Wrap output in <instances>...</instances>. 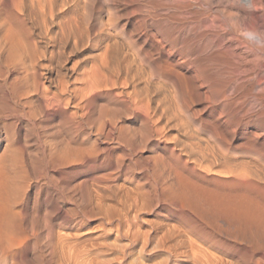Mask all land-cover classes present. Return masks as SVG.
Instances as JSON below:
<instances>
[{
	"label": "rangeland",
	"instance_id": "obj_1",
	"mask_svg": "<svg viewBox=\"0 0 264 264\" xmlns=\"http://www.w3.org/2000/svg\"><path fill=\"white\" fill-rule=\"evenodd\" d=\"M20 1L24 2L25 4ZM20 1L19 3L18 0L16 2L15 0H0V214L2 215H0V219L3 218L1 219L2 221L0 220V223L2 222V224H4L3 227L7 230V235H14L19 237L20 239L19 244L16 246V248H14L15 251L13 253V257H15L16 259L13 258L12 255L8 258V260L11 259V262L13 261L10 264H264V49L262 48V51L260 49L261 47H264V0H219V3H217L218 0H215V2L212 0H194L197 3H193V0H186L192 2L193 5L191 8L187 9V11L179 10V8L175 5L177 4L178 0H173L175 1V3L172 0H164V2L163 0H151V2H149L150 0H147V2L144 0L146 4L143 0H140V2L138 0V2L136 0L135 2L134 0H78L79 2L82 1L80 3L78 2L80 6L76 7L75 9L73 8V13L74 10L77 12V14L75 12L76 15L74 14V16H78V18L75 17V19L77 18V22L73 23V20L70 25L72 26L73 24H76L78 27L80 21L81 29H84L83 36H81L80 38L83 37L82 39H84V41L82 39H79L76 50L74 52H71L70 54L69 51L72 43L69 42L67 44L69 47H67L66 45V50L64 49L63 52L64 58L61 56L62 54H60V50L56 49V44L48 39V32L46 28H48L49 26L46 27L43 22L40 23L41 18L39 17H41V14L40 11L36 9L38 8V3L34 2L42 0ZM179 1L181 3L182 0ZM184 1L185 0H183L182 2L183 4L186 2ZM28 2L29 4L32 3L30 7L28 6ZM50 2L54 1L50 0ZM61 2H66V0H58V2L55 3V5H58V7L55 6L56 8H59L58 10H61ZM153 2L156 4H158L159 2L160 4L156 6ZM166 2L172 3L173 6L170 5V3L168 4V6H165L167 5L165 4ZM209 2H214V4ZM228 2L231 4H229ZM13 3L18 4L14 5ZM83 3L86 4L83 5ZM252 3L259 6L253 7ZM259 3L262 4L260 5ZM26 4V7H28L29 9L31 8L32 10L30 9L29 11L28 8L27 10L25 7ZM71 4L72 3L69 1L68 4L65 3L66 6H64V4L62 6L66 10V8H68ZM16 5L18 6V8L21 7V9H18V11H16ZM218 5H221L222 7H219ZM208 6H211L212 8ZM63 7H61L62 10ZM224 7L227 10H225ZM209 8L211 9V11H209ZM214 8L216 14L213 13ZM235 8L237 10H235ZM35 9L38 11V13L37 11H35ZM76 9H80V12H78V10ZM157 9H159V12ZM173 9L175 11L177 9L176 12L177 15L179 14L178 16H180L181 14L180 19L179 17H177L175 11L171 12ZM216 9L220 10L217 11ZM249 9L251 12L249 11ZM23 10L25 11V13ZM151 10L155 12L153 13ZM27 11H29L30 13H26ZM169 11L171 13H169ZM180 11H182L183 13H181ZM192 11L195 12V15L196 13H198L196 16L194 15L195 18L191 15L193 13ZM227 11L230 13L229 17L231 18L224 16L228 14ZM234 11L238 15H236L237 18L235 17L236 13ZM245 11L247 13H245ZM113 12L115 15L113 14ZM135 12H137L138 14ZM231 12H233V14H231ZM186 13H191L190 17L187 16ZM220 13H222L223 15H220ZM28 14L31 16V18H29L30 16ZM110 14L112 17L110 16ZM199 14H201V16ZM250 14L252 16H250ZM37 15H39V17ZM171 15H176L177 18H174L175 21L172 20L173 18L171 17ZM182 15L183 17L186 16V18H182ZM5 16L7 17L5 18ZM113 16H117L115 17L116 21ZM137 16L138 18H136ZM169 16L171 17V19ZM35 17L38 24L36 21L32 20V18L34 19ZM156 17L158 19H156ZM253 17L255 18V20ZM108 18L109 22H107ZM110 18H112V21ZM225 18H228V20ZM82 19H84L85 21H83ZM198 19H201L203 23H196ZM163 20H166V22ZM206 20L208 22L210 20V24H208L209 27L206 26L208 23ZM219 20L223 22L219 23ZM232 20H234L235 23H238L237 25L240 24V28L236 27L235 24L232 26V23L234 22ZM242 20H246L248 22ZM6 21L7 23H5ZM23 21H26L24 22L26 25H22ZM123 21L126 23H124ZM226 21H228L229 26L224 24L226 25V27H224L223 23H226ZM250 21H252L255 25ZM137 22H139L140 24ZM229 22L231 23L229 24ZM10 23H12L13 26ZM39 23L41 26L39 25ZM214 23L216 25L215 27H212V24L214 26ZM251 23L252 25H250ZM33 24H35L36 26ZM115 24L116 26H114ZM198 24L200 28L198 27ZM242 24L247 27L245 28ZM217 25L221 29L219 28V30L216 31V29H218ZM24 26H27V29ZM53 26L54 25H50V30H57V27ZM74 26L75 25H73L72 28ZM82 26H86L87 28H85L88 30H86ZM186 26L187 28H189V30L186 29ZM234 26L236 27L235 29ZM6 27L8 29L10 27L12 31L13 29H18L15 30V33L9 30V32H12L14 34L13 35L12 33H7ZM230 27L234 30H232ZM119 28L120 30H118ZM238 28L240 31L243 30V32L241 33L240 31H238ZM241 28L243 29L241 30ZM165 29L168 30L165 31ZM244 29H247L248 31H245ZM194 30L196 32L198 30L199 31L194 35ZM210 30L211 33L209 32ZM254 30L256 31L254 32ZM118 31L122 32L118 33ZM127 31L129 32V36ZM133 31L135 33H133ZM200 32L201 34H199ZM85 33H88L89 35H86ZM99 33L100 35H98ZM121 33H125V39L124 35ZM16 34L18 35V38L16 37ZM4 35L6 37H10H7L8 40L6 43L5 41L7 38L4 39ZM205 35L207 37L209 36L208 39L206 38L207 42H203L205 39L201 38H205ZM31 36L33 39L31 38ZM114 36L117 38H115ZM240 36H242L245 41ZM15 38L20 39V42L19 40L17 41V43L15 42L17 45L13 42L16 41ZM129 38L132 39L131 42ZM11 39L13 41L10 42ZM127 39L128 41L125 42ZM199 39L202 40L199 41ZM237 39L239 43L238 45ZM32 40H35L37 42L34 43L36 45V49L35 47H33L34 44ZM113 40L114 42L118 40V43L115 42V45H111L113 43ZM141 40H143L144 43ZM197 40L199 42H197ZM239 40L242 42H239ZM133 41L134 44H132ZM211 41L213 42L211 44L212 46L209 45ZM9 42L12 47L13 45H16L15 49L13 48L12 50L10 48L13 52H9V50H6V47L9 46L7 43ZM202 42L205 43L203 44L205 48H203ZM240 43L243 44L240 45ZM245 43H247V46L249 48L252 46V43V49L255 48L253 50L257 55L254 54V51L251 48L250 50L248 47H246L244 45ZM51 44H53L54 46ZM130 44L131 47L129 49V47L127 46H130ZM109 45L113 48H116L117 45L120 46L119 48L117 46L116 50L113 48L110 49ZM133 45L135 46V49ZM159 45H161V47ZM122 46H124L123 48L128 51L124 49L122 50ZM17 47L19 49V53H15V51L18 52V50H16ZM97 47L100 48L98 49ZM104 48L106 49V51L108 50L107 53H105L106 51L104 50ZM153 49H155V51H157L158 53ZM204 49L206 50L204 51ZM35 50L37 52H34ZM41 50L43 52H40L42 56L39 54V51ZM130 50H132V52L133 50H136L137 52L139 51L138 53H136L135 51L136 55L134 54L135 57L133 56V59L140 61L141 64L145 61V64H142L140 66V63L135 60V64L132 62L134 64H132V68H142L140 71L142 74L140 75L142 77L141 79H143V82L141 83L142 80L139 81L140 83L136 81V86L137 88H139L143 83L145 86H147L145 87L144 85H142L145 87H143L145 89V92L147 91V93H149V97L147 96L145 98V100H148V98H150L148 100V104L150 105L145 102V107L147 105V110H149L148 106H150L149 111L144 108L145 111L141 110L139 112L138 109L134 110L131 104L130 106L134 110V112L131 110V108L127 111L123 108V100L127 98L125 92H128L130 90L132 83H128L126 84V86L124 84L122 86L118 84L117 87H113L111 90H108V92H106L107 89L99 88V91L95 90L96 93H94L93 91L92 93L88 94L89 97H82V99L84 100H82L81 98H79V100L78 96L74 98L73 93L69 89H71L70 87L73 88L75 87V85H79V81L76 80L75 82L74 79H76L78 76V78L82 77V74L80 75V73H83L84 69L90 70L91 68L95 69L98 67L105 69L107 65H104L103 63L107 64L106 62L109 61L108 66H110L114 62V59H116L115 62L121 58H123V60L127 59L129 55L132 56L134 53H132ZM142 50L144 52H142ZM220 50L222 51V54ZM215 51H218L217 55L215 54ZM101 52H103L104 54H102ZM145 52H147V55H145ZM10 53H14L16 54V56L13 57L14 54L11 55ZM20 53L22 54V57L20 56ZM52 53H55V55H53ZM57 53L60 54L59 57L56 56ZM113 53H115L117 57ZM94 54L97 57H94ZM252 54L256 55L260 61H258V59H256L257 57L253 56ZM260 54H263V56H261ZM35 55L37 59L34 58ZM190 55L191 57L189 58ZM224 55L226 56V58H224ZM46 56L48 57V59L50 58L53 61L48 60ZM54 56L59 58V61ZM130 56L128 57V59H130ZM31 57H33V59ZM113 57L115 58L113 59ZM148 57L149 59H147ZM260 57L263 60L260 59ZM9 58L12 59V62ZM132 58L130 59V61H133ZM219 58H223L224 60L222 59L221 61V59ZM251 58H255L253 62ZM162 59H164V62L162 61ZM30 60H32L33 62ZM156 60L160 63L157 64ZM255 60H257V62ZM60 61H63L64 63H61ZM236 61H239L238 65ZM249 62H252V64H250ZM220 63L221 65H219ZM256 63L259 65H257ZM8 64L13 65L9 66ZM101 64H103V66ZM144 65H148V67ZM227 65L231 67L229 68L227 67ZM92 66H95V68ZM163 66L164 68L166 66L168 68L166 67L164 70ZM25 67L28 69H26ZM152 67L153 69H151ZM14 68L16 70H12ZM154 68H157L158 71ZM145 69L148 73V69H150L152 73H156L153 75L149 74L148 77L147 72L144 71ZM60 72H65L62 80H66V78L68 79L66 80L67 82H65L67 83V88L69 89L62 95L63 100L66 98L68 99L64 100L65 102L63 101V104L59 105L60 107H56L53 104H48L44 108V111L46 109V112H43V109H41L38 105L40 101L43 102V100L41 99L43 96L40 97V95L45 94L43 98L45 99L54 90H59L56 88H59L58 84H60V80H58V78H60ZM171 73L173 74L171 75ZM174 73H177L179 75H175ZM76 74H78V76ZM167 74H170V76L167 77ZM15 76H19L21 83H28L27 85L31 89L40 81L41 83H38V86L40 85L38 91H40L39 89H41V87H46L48 88V93L45 90L43 91L41 89V94L39 93L37 95L33 94L31 96V93H28L27 91L28 95H25L27 93H24V95L22 96L20 95V93H22L21 90L17 94V92H15L9 84L11 79ZM176 77L180 80H175ZM56 78L58 80V83L57 80H55ZM150 78H152V80ZM157 78H159L160 80H155ZM232 78H234V81L232 80ZM184 79L185 82L183 81ZM145 80L148 81V83H146ZM166 80L168 81L166 82ZM169 81L171 82L172 87L170 86ZM154 82L157 85L154 84ZM175 82L178 83V86ZM182 82L184 84H187L184 85ZM191 82L193 84H190ZM161 83L165 84H163L164 88H162ZM243 83L244 85L242 86ZM31 84H33V86H31ZM186 85H188V87H186L187 89L185 88ZM189 86L193 87L191 88ZM160 87L162 88V90H160ZM146 88H148V90H150L151 88L154 94L151 92V90L148 91ZM188 88H191V91H189V93L192 94V96L187 93ZM193 88L195 89V91H193ZM242 88L244 89V91L241 90ZM103 89L105 90V92ZM236 89H238V91ZM245 89L247 90L246 93ZM112 90H116L115 92L119 91V93L115 95V93H113L114 91L112 92ZM138 90H141V88H139ZM177 90L178 92H176ZM145 92L142 94L145 95ZM181 92H183V94ZM195 92L198 94H196ZM239 93L242 95H240ZM247 93H249V95ZM118 94L123 95L119 96ZM158 94L159 96H157ZM222 94L223 99L221 98ZM161 95L164 96L162 98L165 99L164 102L165 104L167 103V105H164V103L162 102L163 99H161ZM202 95L204 97H206L207 95V99ZM239 95L242 97L240 98ZM168 96L169 98H167ZM211 97H214L215 99ZM209 98H211L210 100L212 102L209 100ZM30 99H32V101ZM201 99L203 101H201ZM224 99L227 100L225 101ZM106 101L108 102V104ZM152 101H154L153 104ZM156 101H158L159 103H156ZM234 101L235 104L233 105ZM161 102L163 104L159 105V109L158 104H160ZM182 102H184L187 107L190 106V108H187L185 104L183 105ZM80 104H82V106ZM110 104L114 106L112 107L110 106ZM154 104H157L156 106L158 107V109L156 106L154 107ZM237 105L240 109L237 107ZM48 106L49 108H47ZM167 106L169 108H167ZM220 106L223 109L220 108ZM161 107H164V109L167 108L168 111L170 109V114L167 109H165L164 111V109H162ZM104 109H106V111H104ZM115 109H118L117 111L120 112V114L119 112H117L119 115V120L118 115L115 113ZM188 109L191 110L188 111ZM39 110H41L42 114L39 113ZM120 110H123L127 115ZM242 110L245 113H243ZM146 111L147 114L149 113V116H151L150 120H152L153 122L155 121V123L158 122L155 127H162L163 130L162 128H160V131H155V133L157 134H155L154 132L149 133V131H145V126L142 122L146 118ZM185 111H188V113H186ZM163 112H165L164 116H170L172 114V118L169 116H165L167 117L166 120L169 118L172 120L170 121L169 119V121H165L164 116L162 115ZM173 112L175 114H173ZM190 112L192 113V115ZM30 113L32 114V116ZM113 113H115L116 115H113ZM121 113L123 115H121ZM217 113L219 115H217ZM176 114H178L179 118H177ZM156 116L158 117L157 121L155 119L157 118ZM175 118L176 120H174ZM177 119L179 120L177 121ZM104 120L107 121L105 122ZM161 121L166 124L163 125ZM175 121L176 123L178 122V125L176 126ZM209 121L211 122L209 123ZM159 122H161V124ZM7 123L8 125L6 126ZM173 124L174 126L170 127V125ZM112 125L113 127L111 128ZM122 125H126L124 130L122 128ZM212 125L214 127H212ZM187 126H189V129L191 130H188ZM203 126L205 129H203ZM210 127L212 130L210 129ZM106 129H110L111 134L109 131L108 133ZM125 129H129L132 133L133 131L135 132L133 134L129 133V137L128 131ZM140 130L145 133L140 134ZM182 130L186 133L187 131L190 132L186 134L183 133ZM122 131L123 133H125V131L127 132L123 134ZM194 132L202 137H197L195 135L196 133ZM160 133L161 136L163 135V138L160 137ZM208 133L211 134L209 135ZM150 134L151 136H154V138L150 137ZM189 134L191 136L194 134V137H191V140ZM155 135H158V137ZM185 135L188 139L185 137ZM206 135L209 138H211L212 136L214 138H212V141L207 138V140L209 141L208 142L205 139L207 137ZM115 136L116 141H113L115 139ZM125 136L128 138H126ZM175 136H177L178 138H175L174 141ZM215 136L217 138H215ZM222 136H224L225 139L226 137H229L230 139L227 138L228 141H226ZM124 137L126 139V143H124ZM138 137L142 138L138 139ZM144 138L147 140L146 142H144ZM194 138H196L197 140H194ZM140 139L141 141L143 140V142L139 141ZM183 139L185 144L183 143ZM198 139L203 140H201V144L203 142L202 145L200 144V140ZM120 140L123 141V144L125 145H122V142ZM214 140L216 141L214 142ZM132 141L133 143L135 142L134 144H137L139 147L132 144ZM137 141L143 144L141 145L140 143L139 145ZM181 141L184 145L183 147ZM194 141H196V143ZM197 141L200 144V147L198 146L199 144L197 143ZM219 141L223 144H218L221 146H218L219 150L224 148L221 153L215 145V143L217 144L219 143ZM210 142L214 143L210 144ZM175 143H179L178 145L181 146H178ZM186 143L188 144V146H185ZM189 145L190 147L193 146V151H191ZM209 145H212V147H210ZM213 145L214 147H216V149L213 147ZM134 146L135 148H133ZM152 146L156 151L152 148ZM186 147L192 152L191 155H188L189 150L187 149L186 151ZM195 147L200 149L198 150L200 153L194 152V150L196 149L193 148ZM211 148H214L213 151L210 150ZM183 149H185V152ZM201 150L204 151L202 152ZM215 150H218V152ZM82 151L83 153L80 154ZM207 151L209 153L212 152L211 155L208 154ZM193 152L197 154L194 155ZM205 152L207 157L204 154ZM222 153H224L225 155ZM213 154H217V157L215 156V158H218L216 159V163L215 158H213ZM231 154H234V156H232ZM155 155H157L156 157L161 156L162 158L160 157L157 158L159 160H156ZM237 155L242 156L237 157ZM203 156L208 159V162L206 158H203ZM152 157L155 159H151ZM222 157H224V160H221L223 159ZM196 158H198V160ZM227 159L228 161H230L229 163L231 168L227 167L229 165ZM230 159L232 160V165ZM162 160L163 162H161ZM210 160L212 161V166L209 165V167L208 164H211ZM234 161L237 163H234ZM155 162L157 163L155 164ZM241 162L243 165L245 164V166H241V168L244 167V170L246 171V173L245 171H242L244 172L243 175H239L241 170L237 169V165L239 168ZM218 163H224L227 168L224 164L223 166L229 170L233 168L232 170L234 171V169L236 168L238 171L236 170L234 171V173H237L239 171L240 172L237 174H233V172H231L232 170H230L229 173L228 170H226V173L224 172L225 169L223 171V166L219 165ZM163 165L167 166L168 169L166 168L164 170ZM170 165L171 167H169ZM233 165L235 166V168ZM212 167L215 168L213 169ZM170 168L174 169H172V171H176V175L179 179L178 181L177 176L173 174ZM167 170H169L170 172ZM169 173L170 175L172 173V175L170 176ZM165 174H168L167 176H169L170 179L167 178V180ZM162 178L164 180H162ZM169 180H176L178 183L174 181V183L176 184L172 185L173 182L171 183L169 182ZM162 181L164 183H162ZM165 181L171 183L172 187H175V185L178 186L179 189H170L172 188L171 185L168 184L170 185L168 186L167 182ZM165 184L167 185V187ZM179 184L180 186H184L183 188H186L185 197L188 196V198L184 199L179 197L184 196L183 189V195H181L182 187H180ZM238 184L240 185V187ZM164 187H166V189L168 187L170 188H168L169 190H166L164 189ZM170 190L172 191V193ZM175 191H177V197L173 194ZM192 196L195 198V202L193 203L191 202V200H193ZM190 197L191 199H189ZM187 199H189L188 201L190 202H188ZM5 223H7V225H5ZM60 239L64 240L65 242V246L63 247V254H61L62 252L60 251V245H58L57 250H54L55 252L53 255L48 253L46 250L48 249V245H46L48 240H52L55 243ZM191 245L193 246L191 247ZM17 254H19L20 256ZM40 255L44 256L42 257Z\"/></svg>",
	"mask_w": 264,
	"mask_h": 264
},
{
	"label": "bare ground",
	"instance_id": "obj_2",
	"mask_svg": "<svg viewBox=\"0 0 264 264\" xmlns=\"http://www.w3.org/2000/svg\"><path fill=\"white\" fill-rule=\"evenodd\" d=\"M9 1H11V0H9ZM16 1H17V0H15V2H16ZM19 1H20V0H18V2H19ZM34 1H35V0H34ZM36 1H37V0H36ZM53 1H54V2H50V0H49V1H48V0H46V1H45V0H42V1L34 2V3H38V8H39V9H38V8H36V9H37L38 11H40V14H41V15H40L41 17H39V15H37L39 18H41V22H40V21H39V22H40V23L43 22V24H44L46 27L49 26L48 28H46V29H47V32H48V39H49L51 42H53V43L56 44V49H59V50H60L61 53H60V52H59V53L62 54L61 56L63 57V55H64V54H63L64 49H65L66 45H67L69 42L72 43V44H71L72 46H71L70 51H69V54H70L71 52H74V51L76 50V48H77V43H78L79 39H82V38H83V37L80 38L81 36H83V30H84V29H83V30L81 29L80 21H79V25H80V27H79V25H78V27H77L76 24H73V23H76V22H77V18H78V16H74V14H75L76 11L74 10V13H73V8L75 9L76 7L80 6L79 3L82 2V1L79 2L78 0H69L72 4L69 5V7L66 8V10L64 9V7H63L62 5L64 4V6H66L65 3L68 4V3H69L68 0H66V2H61V3H60V9H61V10H58L59 8H56V7H55V6L58 7L57 4L55 5V3L58 2V0H53ZM63 1H64V0H63ZM131 1H132V0H131ZM136 1H137V0H136ZM138 1L140 2V0H138ZM138 1H137V2H138ZM143 1H144V0H143ZM145 1L147 2V0H145ZM145 1H144V3H145ZM152 1H153V0H152ZM160 1H161V0H160ZM160 1H159V2H160ZM165 1H166V0H165ZM167 1H168V0H167ZM172 1H173V0H172ZM172 1H170V2H172ZM175 1H177V0H175ZM175 1H173V2L175 3ZM178 1H179V0H178ZM178 1H177V4L180 3V1H179V3H178ZM185 1H186V0H185ZM185 1H184V2H185ZM196 1H197V0H196ZM196 1L193 0V3H194V2L197 3ZM202 1H203V0H202ZM204 1H205V0H204ZM206 1H207V0H206ZM212 1L215 2V0H212ZM216 1H217V0H216ZM20 2H22V1H20ZM20 2H19V3H20ZM26 2H27V1H26ZM46 2H48V3H46ZM78 2H79V3H78ZM127 2H128V1H127ZM127 2H126V3H127ZM134 2H135V0H134ZM149 2H151V0H150ZM149 2H148V3H149ZM155 2H156V1H155ZM159 2H158V4L161 3V2H160V3H159ZM163 2H164V0H163ZM170 2H169V3H170ZM182 2H183V0L181 1V3H180L179 5L175 4V5L179 8V10H182V11H185V10H186V11H187V9H189V8H191V7L193 6V5H192V2H190V1H186L184 4H183ZM200 2H201V1H200ZM214 2H213V3H212V2H209V3L214 4ZM253 2H255V1H253ZM6 3H7V2H6ZM11 3H12V2H11ZM22 3L25 4L24 2H22ZM153 3H154V2H153ZM156 3H157V2H156ZM156 3H154V4L157 6L158 4H156ZM169 3L166 2L165 4H167V5H165V6H168ZM217 3H219V0L217 1ZM217 3H216V5H217ZM222 3H223V2H222ZM225 3H226V2H225ZM228 3H229V2H228ZM262 3H263V2H262ZM262 3H261V4H262ZM13 4H14V3H13ZM15 4H18V3H15ZM15 4H14V5H15ZM28 4H29V2H28ZM31 4H32V3H31ZM31 4H29L28 6L30 7ZM81 4H82V3H81ZM85 4H86V3H83V5H85ZM102 4H103V3H102ZM124 4H125V3H124ZM145 4H146V3H145ZM199 4H201V3H199ZM199 4H198V5H199ZM203 4H204V3H203ZM226 4H227V3H226ZM229 4H231V3H229ZM235 4H237V3H235ZM252 4H253V3H252ZM259 4H260V3H259ZM261 4H260V5H261ZM20 5H21V4H20ZM100 5H101V4H100ZM127 5H128V4H127ZM141 5H142V4H141ZM170 5L173 6L172 3H170ZM205 5H206V4H205ZM207 5H208V4H207ZM223 5H224V4H223ZM254 5H256V4H253L252 6H253V7H258V6H259V5H256V6H254ZM16 6H17V5H16ZM16 6H13V7H16ZM22 6H23V5H22ZM26 6H27V4L25 5V7H26ZM34 6H35V5H34ZM34 6H33V8H34ZM39 6H40V7H39ZM67 6H68V5H67ZM72 6H73V7H72ZM152 6H153V5H152ZM176 6H174V7H176ZM212 6H214V5H212ZM218 6H219V5H218ZM220 6H221V5H220ZM220 6H219V7H220ZM224 6H225V5H224ZM8 7H9V6H8ZM13 7H12V8H13ZM23 7H24V6H23ZM35 7H36V6H35ZM54 7H55V8H54ZM61 7H63V10H62ZM84 7H85V6H84ZM150 7H151V6H150ZM154 7H155V6H154ZM169 7H170V6H169ZM169 7H167V8H169ZM203 7H204V5H203ZM208 7H211V6H208ZM216 7H217V6H216ZM221 7H222V6H221ZM6 8H7V7H6ZM16 8H17L16 11H18V9H19V10L21 9V7L18 8V6H17ZM27 8H28V7H26V9H27ZM114 8H115V7H114ZM140 8H142V7H140ZM156 8H157V7H156ZM170 8H171V7H170ZM196 8H197V7H196ZM211 8H212V7H211ZM224 8H225V7H224ZM224 8H222V9H224ZM26 9H25V11H26ZM28 9H29V8H28ZM28 9H27V10H28ZM30 9H31V8H30ZM30 9H29V11H30ZM36 9H35V11H37ZM55 9L58 10V11H56ZM209 9H210V8H209ZM220 9H221V8H220ZM220 9H218V10H220ZM229 9H230V8H229ZM233 9H234V8H233ZM233 9H232V10H233ZM246 9H247V8H246ZM246 9H245V10H246ZM31 10H32V9H31ZM76 10H78V9H76ZM82 10H83V8H82ZM137 10H138V8H137ZM157 10H158V12H159V9H157ZM164 10H165V9H164ZM169 10H171V9H169ZM194 10H195V9H194ZM196 10H197V9H196ZM207 10H208V9H207ZM216 10H217V9H216ZM218 10H217V11H218ZM225 10H227V9L225 8ZM235 10H237V9L235 8ZM247 10H248V9H247ZM251 10H252V9H251ZM23 11H24V10H23ZM25 11H24V13H25ZM29 11H27L26 13H30ZM38 11H37V13H38ZM128 11H129V10H128ZM134 11H135V10H134ZM151 11H152V10H151ZM165 11H166V10H165ZM167 11H168V10H167ZM173 11H175V10L173 9L171 12H173ZM176 11H177V9H176ZM176 11H175V12H176ZM182 11H180V12L183 13ZM188 11H189V10H188ZM209 11H211V9H210ZM221 11H224V10H221ZM221 11H219V12H221ZM238 11H239V10H238ZM249 11H250V9H249ZM4 12H5V11H4ZM9 12H10V11H9ZM31 12H32V11H31ZM33 12H34V10H33ZM78 12H80V9L78 10ZM130 12H131V11H130ZM137 12H138V11H137ZM137 12H135V13H137ZM152 12H153V11H152ZM154 12H155V11H154ZM154 12H153V13H154ZM161 12H163V11H161ZM161 12H160V15H161ZM171 12L169 11V13H171ZM175 12H174V13H175ZM192 12H193L194 14H193V13H192V14L190 13V14L192 15V17H194L195 12H194V11H192ZM215 12H216V11H215V8H214V12H213V13L216 14ZM234 12H235V11H234ZM239 12H240V11H239ZM242 12H243V10H242ZM242 12H241V13H242ZM250 12H251V11H250ZM72 13H73V14H72ZM133 13H134V12H133ZM133 13H132V14H133ZM143 13H144V12H143ZM227 13H228V14H227ZM227 13H225V14H227V15H224V16H226V17H228V18H231V17H229V14H230V13H229L228 11H227ZM235 13H236V12H235ZM235 13H234V14H235ZM241 13H240V15H241ZM245 13H247V12L245 11ZM5 14H6V13H5ZM76 14H77V12H76ZM76 14H75V15H76ZM80 14H81V13H80ZM80 14H79V15H80ZM111 14H112V13H111ZM111 14H110V16H111ZM113 14H114V12H113ZM113 14H112V15H113ZM125 14H126V13H125ZM127 14H128V13H127ZM129 14H130V13H129ZM137 14H138V13H137ZM147 14H148V13H147ZM147 14H146V15H147ZM164 14H165V12H164ZM167 14H168V13H167ZM184 14H185V13H184ZM184 14H183V15H184ZM186 14H187V13H186ZM190 14H187V16L190 17ZM197 14H198V13H196V15H197ZM202 14H203V13H202ZM205 14H206V13H205ZM231 14H233V12H231ZM252 14H253V13H252ZM28 15H29V14H28ZM28 15H27V17H28ZM83 15H84V14H83ZM114 15H115V14H114ZM150 15H151V14H150ZM156 15H158V14H156ZM162 15H163V13H162ZM168 15H169V14H168ZM176 15H177V12H176ZM176 15H174V16L171 15V17L173 18L172 20L175 21L174 18L176 17ZM178 15H179V14H178ZM178 15H177V17H179V19H180V18H181V17H180L181 14H180V16H178ZM183 15H182V18H184V17L186 18V16L183 17ZM196 15H195V16H196ZM199 15L201 16V14H199ZM206 15H207V14H206ZM218 15H219V13H218ZM220 15H223V14L220 13ZM236 15H237V13L235 14V17H236ZM29 16H30V15H29ZM37 16H36V17H37ZM80 16H81V15H80ZM84 16H85V15H84ZM129 16H130V15H129ZM135 16H136V15H135ZM140 16H141V15H140ZM144 16H145V15H144ZM200 16H199V17H200ZM202 16H203V15H202ZM211 16H212V13H211ZM233 16H234V15H233ZM233 16H232V17H233ZM237 16H238V15H237ZM246 16H247V15H246ZM250 16H252V15L250 14ZM6 17H7V16H5V18H6ZM16 17H17V16H16ZM36 17L34 18L35 20H34L33 18H32V20L37 22ZM75 17H77V18L75 19ZM111 17H112V16H111ZM115 17H117V16H115ZM115 17L113 16V18H114L115 21H116V18H115ZM119 17H120V16H119ZM141 17H142V16H141ZM149 17H150V16H149ZM149 17H148V19H149ZM158 17H159V16H158ZM169 17H170V16H169ZM171 17H170V19H171ZM177 17H176V18H177ZM203 17H204V16H203ZM244 17H245V16H244ZM3 18H4V17H3ZM5 18H4V19H5ZM29 18H31V16H30ZM79 18H80V17H79ZM82 18H85V17H82ZM136 18H138V16H137ZM144 18H145V17H144ZM144 18H143V19H144ZM164 18H166V17H164ZM164 18H163V19H164ZM194 18H195V17H194ZM200 18H201V17H200ZM214 18H215V17H214ZM217 18H218V17H217ZM219 18H220V16H219ZM223 18H224V17H223ZM223 18H221V19H223ZM228 18H225V19L228 20ZM236 18H237V17H236ZM238 18H239V17H238ZM240 18H241V17H240ZM245 18H246V17H245ZM245 18H244V19H245ZM247 18H249V17H247ZM253 18H254V17H253ZM4 19H3V20H4ZM23 19H24V18H23ZM27 19H28V18H27ZM110 19H111V21H112V18H110ZM148 19H147V20H148ZM156 19H158V18L156 17ZM192 19H193V18H192ZM192 19H191V20H192ZM201 19H202V18H201ZM201 19H198V21H197L196 23H198V22H202V23H203V21H202ZM211 19H212V18H211ZM221 19H220V20H221ZM225 19H224V20H225ZM234 19H235V18H234ZM242 19H243V17H242ZM9 20H10V19H9ZM73 20H74V22H73L72 24L76 26V27L74 26L75 28H74V27L72 28L73 25H72V26L70 25L71 22H72ZM78 20H79V19H78ZM82 20L85 21L84 19H82ZM82 20H81V21H82ZM117 20H118V18H117ZM135 20H136V19H135ZM159 20H160V19H159ZM176 20H177V19H176ZM182 20H183V19H182ZM196 20H197V19H196ZM200 20H201V21H200ZM220 20H219V21H220ZM235 20H236V19H235ZM254 20H255V18H254ZM254 20H253V21H254ZM29 21H30V19H29ZM111 21H110V22H111ZM115 21H114V22H115ZM149 21H150V19H149ZM163 21L166 22V20H163ZM168 21H169V20H168ZM178 21H180V20H178ZM183 21H184V20H183ZM194 21H195V19H194ZM194 21H193V22H194ZM206 21H207V20H206ZM232 21H234V20H232ZM236 21H237V20H236ZM242 21H246V20H242ZM9 22H10V21H9ZM24 22H26V21H23L22 25L25 24ZM107 22H109V18L107 19ZM123 22H124V21H123ZM132 22H133V21H132ZM139 22H141V21H139ZM139 22H137V23H139ZM147 22H148V21H147ZM161 22H162V21H161ZM176 22H177V21H176ZM188 22H189V21H188ZM204 22H205V21H204ZM207 22H208V21H207ZM214 22H215V21H214ZM221 22H223V21H220L219 23H221ZM238 22H239V20H238ZM246 22H248V21H246ZM246 22H245V23H246ZM250 22H252V21H250ZM250 22H249V23H250ZM5 23H7V21H6ZM31 23H32V22H31ZM40 23H39V25H40ZM84 23H85V22H84ZM84 23H83V24H84ZM112 23H113V22H112ZM124 23H126V22H124ZM137 23H136V24H137ZM162 23H163V22H162ZM172 23H174V22H172ZM177 23H178V22H177ZM185 23H186V22H185ZM196 23H195V24H196ZM212 23H213V22H212ZM215 23H216V22H215ZM215 23H214V26H213V24H212V27H215V25H216ZM219 23H218V25H219ZM230 23H231V22H229V24H230ZM252 23H253V22H252ZM252 23H251L250 25H252ZM10 24L12 25V23H10ZM37 24H38V22H37ZM77 24H78V23H77ZM83 24H82V25H83ZM121 24H122V23H121ZM139 24H140V23H139ZM145 24H147V23H145ZM165 24H168V23H165ZM170 24H171V23H170ZM208 24H210V20H209V22H208L207 25H206V26L209 27ZM224 24L228 25V21H226V23H223V25H224ZM234 24L236 25V27H239L240 24H241V19H240V24H239V25H237L238 23H235V21L232 23V26H233ZM243 24H244V23H243ZM243 24H242V25H243ZM247 24H248V23H247ZM253 24H254V23H253ZM7 25H9V24H7ZM7 25H6V26H7ZM25 25H26V24H25ZM28 25H29V24H28ZM30 25H32V24H30ZM33 25H35V24H33ZM39 25H38V26H39ZM50 25H51V26H52V25L56 26V27H57V30H50ZM109 25H110V23H109ZM118 25H119V24H118ZM134 25H135V24H134ZM175 25H176V23H175ZM179 25H180V23H179ZM182 25H183V24H182ZM186 25H188V24H186ZM202 25H204V24H202ZM218 25H217V28H218V29L215 28L216 31L219 30V28H220V27H218ZM226 25H224V27H226ZM248 25H249V24H248ZM254 25H255V24H254ZM254 25H253V26H254ZM9 26H10V25H9ZM12 26H13V25H12ZM12 26H10V27H12ZM35 26H36V25H35ZM40 26H41V25H40ZM42 26H43V25H42ZM54 26H53V27H54ZM112 26H113V24H112ZM114 26H116V24H115ZM131 26H132V25H131ZM135 26H136V25H135ZM135 26H133V27H135ZM183 26H184V25H183ZM189 26H190V24H189ZM189 26H188V27H189ZM196 26H197V25H196ZM196 26H195V27H196ZM228 26H229V25H228ZM243 26H244V25H243ZM10 27H9V29L6 27V28H7V29H6L7 33L9 32V30H11ZM24 27H25V26H24ZM82 27H84V26H82ZM85 27H86V26H85ZM85 27H84V28H85ZM138 27H139V26H138ZM143 27H144V26H143ZM175 27H176V26H175ZM179 27H180V26H179ZM181 27H182V26H181ZM184 27H185V26H184ZM195 27H194V28H195ZM198 27L200 28L199 24H198ZM198 27H197V28H198ZM201 27H202V26H201ZM210 27H211V26H210ZM236 27L234 26V29H235ZM241 27H242V26H241ZM244 27L246 28L247 26H244ZM249 27H251V26H249ZM16 28H17V27H16ZM25 28L27 29V26H26ZM29 28H30V27H29ZM41 28H43V27H41ZM44 28H45V27H44ZM86 28H87V27H86ZM86 28H85V29H86ZM90 28H91V27H90ZM120 28H121V27H120ZM120 28H119L118 30H120ZM147 28H148V27H147ZM162 28H163V27H162ZM206 28H207V27H206ZM230 28H231V27H230ZM239 28H240V27H239ZM239 28H238V31H240ZM254 28H256V27H254ZM12 29H13V28H12ZM17 29H18V28H17ZM17 29H13V31H12V30H11V31L15 33V30H17ZM22 29H23V28H22ZM30 29H31V28H30ZM51 29H52V28H51ZM55 29H56V28H55ZM91 29H92V28H91ZM93 29H94V27H93ZM170 29H171V28H170ZM170 29H169V31H170ZM178 29H179V28H178ZM183 29H185V28H183ZM186 29L189 30V28H187V26H186ZM202 29H203V28H202ZM210 29H212V28H210ZM220 29H221V28H220ZM231 29H232V28H231ZM234 29H232V30H234ZM242 29H243V28H241V30H242ZM43 30H44V29H43ZM86 30H88V29H86ZM124 30H125V29H124ZM131 30H132V28H131ZM139 30H140V29H139ZM143 30H144V29H143ZM167 30H168V29H167ZM167 30L165 29V31H167ZM188 30H187V31H188ZM192 30H193V29H192ZM192 30H191V32H192ZM225 30H226V29H225ZM244 30H245V29H244ZM246 30H247V29H246ZM246 30H245V31H246ZM6 31H5V33H6ZM23 31H24V30H23ZM30 31H31V30H30ZM136 31H137V30H136ZM150 31H151V30H150ZM155 31H156V30H155ZM194 31H195V30H194ZM194 31H193V34L195 35L199 30H198L197 32L195 31V33H194ZM206 31H208V30H206ZM228 31H229V30H228ZM247 31H248V30H247ZM249 31H250V28H249ZM252 31H253V30H252ZM255 31H256V30H254V32H255ZM12 32H9V34L12 33ZM16 32H17V31H16ZM44 32H45V31H44ZM86 32H88V31H86ZM100 32H102V31H100ZM105 32H106V31H105ZM120 32H122V31H120ZM120 32L118 31V33H120ZM127 32H128V31H127ZM140 32H141V31H140ZM144 32H145V31H144ZM147 32H148V31H147ZM188 32H189V31H188ZM201 32H202V31H201ZM201 32H200L199 34H201ZM204 32H205V31H204ZM209 32L211 33V30H210ZM240 32L242 33L243 30L240 31ZM240 32H239V33H240ZM7 33H6V35H7ZM25 33H26V32H25ZM32 33H33V32H32ZM108 33H110V32H108ZM133 33H135V32L133 31ZM158 33H159V32H158ZM237 33H238V32H237ZM241 33H240V34H241ZM9 34H8V35H9ZM12 34H13V33H12ZM85 34L87 35L88 33H85ZM104 34H105V33H104ZM111 34H112V33H111ZM111 34H110V35H111ZM121 34H123V33H121ZM124 34H125V33H124ZM124 34H123V35H124ZM169 34H170V32H169ZM203 34H205V33H203ZM233 34H234V33H233ZM13 35H14V34H13ZM86 35H85V38H86ZM88 35H89V34H88ZM98 35H100V33H99ZM126 35H127V34H126ZM135 35H136V34H135ZM145 35H146V34H145ZM171 35H172V34H171ZM174 35H176V34H174ZM235 35H236V34H235ZM238 35H239V34H238ZM17 36H18V35L16 34V37H17ZM92 36H93V35H92ZM128 36H129V32H128ZM137 36H138V35H137ZM172 36H173V35H172ZM197 36H198V35H197ZM200 36H201V35H200ZM205 36H206V35H205ZM236 36H237V35H236ZM7 37L10 38L9 36H7ZM7 37L4 35V39L7 38ZM13 37H14V36H13ZM33 37H34V36H33ZM46 37H47V36H46ZM99 37H100V36H99ZM99 37H98V38H99ZM114 37H115V36H114ZM147 37H148V36H147ZM176 37H177V36H176ZM192 37H193V36H192ZM240 37L244 40V38H243L242 36H240ZM240 37H239V38H240ZM8 38L6 39V41L4 40L5 43L7 42ZM17 38H18V37H17ZM17 38H15L16 41H13L12 39H14V38H12V39L10 40V42L13 41L14 43H15V42L17 43L18 40H19V42H20V39H17ZM19 38H20V37H19ZM23 38H24V37H23ZM27 38H28V37H27ZM29 38H30V37H29ZM31 38H32V36H31ZM87 38H88V37H87ZM91 38H92V37H91ZM106 38H107V37H106ZM112 38H113V35H112ZM115 38H117V37H115ZM127 38H128V37H127ZM162 38H163V37H162ZM179 38H181V37H179ZM201 38H202V39H205V40L203 41V42H205V41L209 38V36H208V37L206 36L205 38H203V37H201ZM206 38H207V39H206ZM32 39H33V38H32ZM101 39H102V38H101ZM120 39H121V38H120ZM124 39H125V35H124ZM133 39H135V38H133ZM154 39H155V38H154ZM182 39H183V38H182ZM194 39H195V38H194ZM202 39H199V41H201ZM234 39H235V38H234ZM25 40H26V39H25ZM28 40H29V39H28ZM72 40H73V41H72ZM82 40L84 41V39H82ZM86 40H87V39H86ZM86 40H85V41H86ZM93 40H94V39H93ZM93 40H92V41H93ZM95 40H98V39H95ZM103 40H104V39H103ZM105 40H106V39H105ZM109 40H111V39H109ZM118 40H119V39H118ZM118 40H116L115 42H117ZM129 40H130V42H131L132 39L129 38ZM191 40H193V39H191ZM235 40H236V39H235ZM32 41H33V40H32ZM46 41H47V40H46ZM127 41H128V39H127L125 42H127ZM141 41H143V40H141ZM150 41H151V40H150ZM166 41H167V40H166ZM180 41H182V40H180ZM180 41H179V42H180ZM199 41L197 40V42H199ZM208 41H209V40H208ZM212 41H213V39H212ZM212 41H211V43H210L209 45H211V44L213 43ZM244 41H245V40H244ZM244 41H243V42H244ZM10 42L7 43L9 46H11V45H10ZM35 42H36V41L34 40V41H33V44H34ZM51 42H50V43H51ZM93 42H94V41H93ZM93 42H92V43H93ZM99 42H100V41H99ZM109 42H110V41H109ZM115 42H114V40H113V43H112V41H111L112 44H111V43H110V44H111V45H115V44H114ZM130 42H129V43H130ZM156 42H157V41H156ZM160 42H161V41H160ZM187 42H190V41H187ZM203 42H202V46H203V48H205L204 45H203V44H205V43H203ZM206 42H207V41H206ZM209 42H210V41H209ZM239 42H242V41L239 40ZM16 43H15V44H16ZM36 43H37V42H36ZM44 43H45V42H44ZM117 43H118V42H117ZM117 43H116V44H117ZM141 43H142V42H141ZM143 43H144V41H143ZM171 43H172V42H171ZM248 43H250V42H248ZM7 44H6V46H7ZM88 44H89V43H88ZM95 44H96V42H95ZM105 44H106V42H105ZM107 44H108V41H107ZM107 44H106V46H107ZM132 44H134V41H133ZM138 44H139V43H138ZM138 44H137V45H138ZM158 44H159V43H158ZM177 44H178V43H177ZM214 44H215V43H214ZM238 44H239V43H238V39H237V45H238ZM242 44H243V43H242ZM242 44L240 43V45H242ZM16 45H17V44H16ZM16 45H15V46L13 45V47H12V46H11V47H9V46L6 47V46H5V47H6V50H7V51L9 50V52H11V51L13 50V48L15 49ZM51 45H53V44H51ZM101 45H102V44H101ZM122 45H123V43H122ZM127 45H129V44H127ZM137 45H136V46H137ZM152 45H153V44H152ZM164 45H165V44H164ZM178 45H179V44H178ZM192 45H193V44H192ZM244 45H245L246 47H248V46H247V43H245ZM248 45H250V44H248ZM251 45L253 46L252 43H251ZM28 46H29V44H28ZM35 46H36V45L34 44L33 47H35ZM53 46H54V45H53ZM92 46H93V45H92ZM94 46H95V45H94ZM99 46H100V45H99ZM117 46H118V45H117ZM117 46H116V48H117ZM119 46H120V45H119ZM119 46H118V48H119ZM133 46H134V45H133ZM140 46H141V45H140ZM159 46L161 47V45H159ZM202 46H201V48H202ZM211 46H212V45H211ZM252 46L250 47L251 49H252ZM5 47H4V48H5ZM67 47H69V46L67 45ZM78 47H79V46H78ZM81 47H82V46H81ZM81 47H80V48H81ZM109 47H110V49L113 48V47L110 46V45H109ZM123 47H124V46H122V50L124 49ZM127 47H129V49H130L131 44H130V46H127ZM138 47H139V46H138ZM138 47H137V48H138ZM148 47H149V46H148ZM209 47H210V46H209ZM221 47H222V46H221ZM257 47H258V46H257ZM10 48H11L12 50H11ZM51 48H52V47H51ZM95 48H96V47H95ZM97 48H98V47H97ZM99 48H100V47H99ZM99 48H98V49H99ZM116 48H113V49H116ZM120 48H121V47H120ZM143 48H144V47H143ZM153 48H154V47H153ZM162 48H163V47H162ZM206 48H207V47H206ZM210 48H211V47H210ZM248 48H249V47H248ZM250 48H249V49H250ZM262 48L264 49V47H261V48H260L261 51L263 50ZM35 49H36V47H35ZM67 49H68V48H67ZM78 49H79V48H78ZM81 49H82V48H81ZM134 49H135V46H134ZM138 49H139V48H138ZM167 49H168V48H167ZM174 49H175V48H174ZM227 49H228V48H227ZM251 49H250V50H251ZM253 49H255V48H253ZM253 49H252V50H253ZM6 50H5V51H6ZM16 50H18V52L15 51V53H19V49H18V47H17ZM38 50H40V49H38ZM45 50H46V49H45ZM52 50H53V49H52ZM59 50H58V51H59ZM65 50H66V49H65ZM68 50H69V49H68ZM104 50L106 51L105 48H104ZM116 50H117V49H116ZM122 50H121V51H122ZM124 50H126V49H124ZM143 50H144V49H143ZM143 50H142V52H144ZM153 50L155 51V49H153ZM199 50H201V49H199ZM199 50H198V51H199ZM205 50H206V49H204V51H205ZM247 50H248V49H247ZM53 51H54V50H53ZM55 51H56V50H55ZM58 51H57V52H58ZM107 51H108V50H107ZM107 51H106L105 53H107ZM112 51H113V50H112ZM118 51H119V50H118ZM126 51H128V50H126ZM130 51L132 52V50H130ZM130 51H129V52H130ZM135 51H136V50H133V52H134V53L132 52L133 55H132V53H131L132 56H130V55L128 54V55L130 56V59L134 56ZM140 51H141V50H140ZM218 51H219V50H218ZM218 51H217V52H218ZM245 51H246V50H245ZM253 51H254V50H253ZM261 51H260V52H261ZM12 52H13V51H12ZM34 52H37V51L35 50ZM40 52H42V50L39 51V54H40ZM44 52H46V51H44ZM47 52H49V51H47ZM50 52H51V51H50ZM67 52H68V51H67ZM80 52H81V51H80ZM119 52H120V51H119ZM123 52H124V51H123ZM129 52H128V53H129ZM138 52H139V51H138ZM138 52L136 51V53H138ZM142 52H140V53H142ZM155 52H157V51H155ZM200 52H201V51H200ZM217 52L215 51V54H216V55L218 54ZM220 52H221V54H222V51H221V50H220ZM250 52H251V51H250ZM42 53H43V52H42ZM75 53H76V52H75ZM101 53L104 54L103 52H101ZM121 53H122V52H121ZM145 53H146L145 55H147V52H145ZM150 53H151V52H150ZM153 53H154V52H153ZM157 53H158V52H157ZM202 53H203V52H202ZM202 53H201V54H202ZM212 53H213V52H212ZM252 53H253V52H252ZM10 54H11V53H10ZM10 54H9V56H10ZM13 54H14V53H13ZM13 54H11V55H13ZM20 54H21V53H20ZM52 54H53V53H52ZM60 54L57 53L56 56L59 57ZM66 54H68V53H66ZM109 54H110V52H109ZM113 54H115V53H113ZM113 54H112V55H113ZM169 54H170V53H169ZM192 54H193V53H192ZM213 54H214V53H213ZM254 54H256L255 51H254ZM36 55H37V54H36ZM36 55H35L34 58L37 59ZM40 55H41V54H40ZM53 55H55V53H54ZM72 55H73V54H72ZM83 55H84V54H83ZM115 55H116V54H115ZM124 55H125V53H124ZM126 55H127V53H126ZM135 55H136V54H135ZM137 55H138V54H137ZM143 55H144V54H143ZM154 55H155V54H154ZM165 55H166V54H165ZM246 55H247V54H246ZM252 55H253V54H252ZM256 55H257V54H256ZM256 55H253V56H256ZM260 55H261V54H260ZM14 56H16V54H14L13 57H14ZM20 56L22 57V54H21ZM30 56H31V52H30ZM32 56H34V55H32ZM37 56H38V55H37ZM41 56H42V55H41ZM41 56H39V57H41ZM43 56H44V55H43ZM56 56H54V57H56ZM61 56H60V57H61ZM129 56H128V57H129ZM192 56H193V55H192ZM218 56H219V55H218ZM224 56H225V55H224ZM261 56H263V54H262ZM13 57H12V58H13ZM17 57H18V55H17ZM39 57H38V58H39ZM46 57H47V56H46ZM67 57H68V56H67ZM82 57H83V56H82ZM92 57H93V55H92ZM94 57H97V56H95V54H94ZM101 57H102V55H101ZM116 57H117V55H116ZM120 57H121V56H120ZM128 57H127V59H124V60H123V58H121V59L118 58L119 60H117L116 62H115L116 59H114L115 57H113L114 62H113V59H112V62H113V63H112L110 66H108L109 61L106 62L107 64L103 63L104 65H107V66H108V67L106 66L107 68L105 67V69H102V68H100V67L95 68V66H92V67H94L95 69H92V68H91V69L89 68L90 70H88V69L85 70V69H84V72H83V73H80V72H79L80 75L82 74V77L78 78L79 76H78V74H76L78 77H77L76 79H74L75 82H76V80L79 81V82H78L79 85H77V86L75 85V87H73V88L70 87L71 89L67 88V83H66L67 81H66V80H68V79L65 77L66 80H64V79L62 80V77H63V75L65 74V72H64V73H61V72H60V74H59L60 78H58V80H60V81H59L60 84H58V85H59V88H58V87L56 88V89H59V90H57V91L54 90L55 92H54V91L51 92V94L48 95L47 98H45V99H43L44 96H45V94H44V95H40V97L43 96V97L41 98V99L43 100V102H41V101L39 102V104H38L39 107H40L41 109H43V112H46V109H45V111H44V108H45V106H47L48 104H53V105H55L56 107L59 106V105H62V104H63L62 102H63L64 100H67V99H68V98H66V99L63 100V98H62L63 93H66V91H68V89L73 93L74 98L78 96V99H79V98L82 99V97H83V98H86V96H88V94L92 93L93 91H94V93H96V91H99V88L107 89L106 92H108V90H111L113 87H117L118 84H120V86H122L123 84L126 86V84H128V83H132V84L134 83L133 85L131 84V88H130V90H129L128 92H125L127 98L124 99V98L122 97V98L124 99V100H123V103H122L123 108L126 109V111L129 110V109L131 108V106H132V108H134V110H135V109H136V110L138 109L139 112H140L141 110H144V108L147 110V105H146V107H145V102H147V104H148V100L150 99V98H148V100H145V98H146V97L148 96V94H149V93H147V91L145 92V89H144V88L147 87V86H145L144 83H143L142 85H144L145 87L142 86V85H141V87H139V86H140V85H139L138 87L141 88V90H138L139 88H137V86H136V84H137L136 81L139 82L140 80H142L141 83L143 82V79H141L142 77H141V75H140V74H142V73L140 72L142 68H141V67H140V69H138V67L135 68V69L132 68V66L135 64L134 61H135L136 59H133V58H132L133 61H132V60L130 61V59H128ZM134 57H135V56H134ZM141 57H142V56H141ZM146 57H147V56H146ZM159 57H160V56H159ZM190 57H191V55L189 56V58H190ZM256 57H257V56H256ZM10 58H11V57H10ZM10 58H9V59H10ZM31 58L33 59V57H31ZM31 58H30V59H31ZM52 58H53V57H52ZM56 58H57V57H56ZM63 58H64V57H63ZM136 58H137V57H136ZM139 58H140V56H139ZM139 58H138V59H139ZM142 58H143V57H142ZM156 58H157V57H156ZM164 58H165V57H164ZM166 58H167V57H166ZM224 58H226V56H225ZM234 58H235V57H234ZM22 59H23V58H22ZM47 59H48V57H47ZM57 59H58V61H59V58H57ZM94 59H95V58H94ZM145 59H146V58H145ZM147 59H149V57H148ZM147 59H146V60H147ZM181 59H183V58H181ZM186 59H187V58H186ZM219 59H221V58H219ZM222 59H223V58H222ZM222 59H221V61H222ZM229 59H230V58H229ZM254 59H255V58H254ZM254 59L251 58L252 62H253ZM256 59H258V57H257ZM260 59H262V58L260 57ZM263 59H264V58H263ZM263 59H262V60H263ZM11 60H12V59H10V61H11ZM48 60L53 61V60L50 59V58H49ZM60 60H61V59H60ZM62 60H63V59H62ZM103 60H104V59H103ZM107 60H109V59H107ZM143 60H144V59H143ZM170 60H171V58H170ZM192 60H193V59H192ZM198 60H199V59H198ZM223 60H224V59H223ZM230 60H231V59H230ZM249 60H250V59H249ZM30 61H32V60H30ZM37 61H38V60H37ZM37 61H36V62H37ZM54 61H55V60H54ZM79 61H80V60H79ZM136 61H137V60H136ZM141 61H142V59H141ZM156 61H157V60H156ZM162 61L164 62V59H162ZM168 61H169V60H168ZM196 61H197V60H196ZM225 61H226V60H225ZM225 61H224V62H225ZM240 61H241V60H240ZM255 61L257 62V60H255ZM255 61H254V62H255ZM258 61H260V60L258 59ZM11 62H12V61H11ZM32 62H33V61H32ZM49 62H50V61H49ZM60 62H61V61H60ZM62 62H63V61H62ZM62 62H61V63H62ZM75 62H77V61H75ZM92 62H93V61H92ZM102 62H103V61H102ZM102 62H101V63H102ZM104 62H105V61H104ZM124 62H125V63H124ZM132 62H133L134 64H133ZM137 62L140 63V61H137ZM154 62H155V61H154ZM172 62H173V61H172ZM199 62H200V61H199ZM224 62H222V63H224ZM228 62H229V60H228ZM230 62H231V61H230ZM232 62H234V61H232ZM236 62H237V61H236ZM236 62H235V63H236ZM238 62H239V61H238ZM238 62H237V65H238ZM252 62H249V63L252 64ZM9 63H10V62H9ZM24 63H25V62H24ZM61 63H60V64H61ZM63 63H64V62H63ZM90 63H91V62H90ZM99 63H100V62H99ZM99 63H98V64H99ZM158 63H160V62L157 61V64H158ZM258 63H260V62H258ZM48 64H49V63H48ZM56 64H57V62H56ZM93 64H94V63H93ZM103 64H101V65L103 66ZM132 64H133V65H132ZM137 64H138V63H137ZM142 64H145V61H144V63H142ZM142 64L140 63L139 65L141 66ZM146 64H147V63H146ZM192 64H193V63H192ZM256 64H257V63H256ZM8 65H9V64H8ZM11 65H13V64H11ZM11 65H9V66H11ZM15 65H16V64H15ZM95 65H97V64H95ZM101 65H100V66H101ZM139 65H138V66H139ZM151 65H152V64H151ZM164 65H165V64H164ZM171 65H172V64H171ZM219 65H221V63H220ZM223 65H225V64H223ZM223 65H222V66H223ZM233 65H234V64H233ZM237 65H236V66H237ZM254 65H255V64H254ZM254 65H253V66H254ZM257 65H259V64H257ZM21 66H22V63H21ZM49 66H51V65H49ZM52 66H53V64H52ZM72 66H73V65H72ZM77 66H78V64H77ZM144 66H146V65H144ZM152 66H153V65H152ZM157 66H158V65H157ZM184 66H185V65H184ZM196 66H197V65H196ZM18 67H19V66H18ZM26 67H27V66H26ZM26 67H25V68H26ZM35 67H36V65H35ZM45 67H46V66H45ZM54 67H55V66H54ZM146 67H148V65H147ZM166 67H167V66H166ZM166 67H165V68H166ZM172 67H173V66H172ZM178 67H179V66H178ZM182 67H183V65H182ZM227 67H229V66L227 65ZM230 67H231V66H230ZM230 67H229V68H230ZM19 68H20V67H19ZM21 68H23V67H21ZM55 68H56V67H55ZM163 68H164V66H163ZM165 68H164V70H165ZM167 68H168V67H167ZM235 68H236V67H235ZM17 69H18V68H17ZM26 69H28V68H26ZM26 69H24V70H26ZM151 69H153V67H152ZM154 69H155V68H154ZM156 69H157V68H156ZM156 69H155V70H156ZM170 69H171V68H170ZM176 69H177V68H176ZM191 69H192V68H191ZM201 69H202V68H201ZM226 69H227V68H226ZM231 69H232V68H231ZM10 70H11V69H10ZM12 70H16V69L14 68V69H12ZM148 70H149V73L146 71V69L144 70L145 72H147V74H148L147 76H148V77H149V74H150V75H153V74L156 73V72H155V73H152V71H150V69H148ZM160 70H161V69H160ZM194 70H195V69H194ZM252 70H253V69H252ZM64 71H65V70H64ZM144 71H143V72H144ZM157 71H158V69H157ZM162 71H163V70H162ZM192 71H193V70H192ZM197 71H198V70H197ZM226 71H227V70H226ZM226 71H225V72H226ZM12 72H13V71H12ZM26 72H27V71H26ZM145 72H144V73H145ZM150 72H151V73H150ZM164 72H165V71H164ZM28 73H29V72H28ZM58 73H59V72H58ZM58 73H57V76H58ZM159 73H160V72H159ZM189 73H190V72H189ZM201 73H202V72H201ZM201 73H200V74H201ZM0 74H1V73H0ZM172 74H173V73H171V75H172ZM174 74L176 75L177 73H174ZM68 75H69V74H68ZM156 75H157V74H156ZM161 75H162V74H161ZM177 75H179V74H177ZM188 75H189V74H188ZM194 75H195V74H194ZM194 75H193V76H194ZM196 75H197V74H196ZM143 76H144V75H143ZM154 76H155V75H154ZM158 76H159V75H158ZM158 76H157V77H158ZM169 76H170V74H167V77H169ZM173 76H174V75H173ZM189 76H190V75H189ZM200 76H201V75H200ZM200 76H199V77H200ZM247 76H248V75H247ZM53 77H54V76H53ZM53 77H52V78H53ZM75 77H76V76H75ZM145 77H146V75H145ZM150 77H152V76H150ZM161 77H162V76H161ZM161 77H160V78H161ZM164 77H165V76H164ZM153 78H154V77H153ZM155 78H156V77H155ZM184 78H185V77H184ZM187 78H188V76H187ZM205 78H206V77H205ZM222 78H223V77H222ZM224 78H225V77H224ZM150 79L152 80V78H150ZM158 79H159V78H157V79H155V80H158ZM164 79H165V78H164ZM185 79H186V78H185ZM185 79L183 80L184 82H185ZM192 79H193V78H192ZM194 79H196V78H194ZM197 79H198V78H197ZM200 79H201V78H200ZM226 79H227V78H226ZM228 79H229V78H228ZM233 79H234V78H232V80H233ZM244 79H245V78H244ZM55 80H57V78H56ZM58 80H57V83H58ZM159 80H160V79H159ZM162 80H163V79H162ZM168 80H169V79H168ZM168 80H166V82H167ZM171 80H172V79H171ZM175 80H178V81H179L180 79H179V78L177 79V77H176ZM245 80H246V79H245ZM37 81H38V80H37ZM65 81H66V82H65ZM145 81H146V80H145ZM149 81H150V80H149ZM178 81H177V82H178ZM205 81H206V80H205ZM228 81H229V80H228ZM233 81H234V80H233ZM233 81H232V82H233ZM39 82H40V81H39ZM39 82H38V83H39ZM52 82H53V81H52ZM162 82H163V81H162ZM169 82H170V81H169ZM173 82H174V80H173ZM177 82H175L176 85L179 83V82H178V83H177ZM186 82H187V81H186ZM229 82H230V81H229ZM232 82H231V84H232ZM33 83H34V81H33ZM35 83H36V81H35ZM38 83L35 84V86H33V84H31V86H33L32 89H31L30 87H28V85H27L28 83L26 84V83H21V82H20V78H19V76H18V77H16V76L13 77V78L11 79V81L9 82L10 86L14 89L15 92H17V94H18V92H19L20 90L22 91V93H20V95H22V96L24 95V93H27V91H28V93H29V92L31 93V94H30L31 96H32L33 94H34V95H37V94H39V93L41 92V89H42L43 91L45 90V91L48 93V91H47L48 88H46V87H41V89H39L40 91H38V88H39V86H40V85L38 86ZM40 83H41V82H40ZM57 83H56V84H57ZM139 83H140V82H139ZM146 83H148V81H146ZM157 83H159V82H157ZM182 83H183V82H182ZM200 83H201V81H200ZM237 83H238V82H237ZM9 84H8V85H9ZM54 84H55V83H54ZM72 84H73V83H72ZM76 84H77V83H76ZM150 84H151V83H150ZM154 84H156V83L154 82ZM163 84H164V83H161L162 88H164V87H163ZM180 84H181V83H180ZM183 84H184V83H183ZM185 84H187V83H185ZM185 84H184V85H185ZM190 84H193V83L191 82ZM198 84H199V83H198ZM204 84H206V83H204ZM58 85H57V86H58ZM156 85H157V84H156ZM161 85H159V86H161ZM164 85H165V84H164ZM172 85H173V84H172ZM184 85H182V86H184ZM196 85H197V84H196ZM199 85H200V84H199ZM243 85H244V83L242 84V86H243ZM29 86H30V85H29ZM41 86H42V85H41ZM69 86H70V85H69ZM69 86H68V87H69ZM148 86H149V85H148ZM159 86H158V87H159ZM170 86H171V82H170ZM170 86H168V87H170ZM177 86H178V85H177ZM180 86H181V85H180ZM201 86H202V84H201ZM201 86H200V87H201ZM235 86H236V85H235ZM242 86H241V87H242ZM127 87H128V86H127ZM143 87H144V88H143ZM151 87H153V86H151ZM158 87H157V88H158ZM168 87H166V88H168ZM171 87H172V86H171ZM171 87H170V88H171ZM186 87H188V85H186L185 88H186ZM189 87L192 88L193 86H189ZM222 87H223V86H222ZM225 87H226V86H225ZM21 88H22V89H21ZM29 88H30V89H29ZM118 88H119V87H118ZM160 88H161V87H160ZM162 88H161L160 90H162ZM175 88H176V87H175ZM191 88H188V90H187V93H188V94H190L189 91H191ZM237 88H238V87H237ZM17 89H19V90H17ZM26 89H27V90H26ZM97 89H98V90H97ZM104 89H103V90H104ZM126 89H127V88H126ZM128 89H129V88H128ZM146 89L148 90V88H146ZM171 89H173V88H171ZM186 89H187V88H186ZM189 89H190V90H189ZM193 89H194V88H193ZM246 89H248V88H246ZM246 89H245V93H246V91H247ZM95 90H96V91H95ZM121 90H122V88H121ZM142 90H143V91H142ZM150 90H151V88H150ZM150 90H148V91H150ZM166 90H167V89H166ZM236 90L238 91V89H236ZM239 90H240V89H239ZM241 90L244 91L243 88H242ZM249 90H250V89H249ZM113 91H114V90H112V92H113ZM115 91H116V90H115ZM115 91L113 92V93H115V95H116L117 93H119V91H118V92H115ZM123 91H124V90H123ZM157 91H159V90H157ZM157 91H156V92H157ZM164 91H165V90H164ZM168 91H169V90H168ZM168 91H167V93H168ZM180 91H181V89H180ZM193 91H195V89H194ZM237 91H236V92H237ZM243 91H242V92H243ZM250 91H251V90H250ZM71 92H70V93H71ZM100 92H101V91H100ZM104 92H105V90H104ZM109 92H111V91H109ZM144 92H145V95L142 94V93H144ZM151 92H152V90H151ZM176 92H178V90H177ZM196 92H197V91H196ZM196 92H195V93H196ZM212 92H213V91H212ZM242 92H241V93H242ZM28 93L25 94V95H28ZM42 93H43V92H42ZM94 93H93V94H94ZM152 93H153V92H152ZM161 93H162V92H161ZM170 93H171V92H170ZM170 93H169V94H170ZM179 93H180V92H179ZM181 93L183 94V92H181ZM187 93H185V94H187ZM245 93H243V94H245ZM40 94H41V93H40ZM150 94H151V93H150ZM153 94H154V93H153ZM164 94H165V93H164ZM196 94H198V93H196ZM202 94H203V93H202ZM223 94H224V92H223ZM223 94L221 95V98H222ZM237 94H238V93H237ZM239 94H240V93H239ZM247 94L249 95V93H247ZM71 95H72V94H71ZM107 95H108V94H107ZM118 95H119V94H118ZM121 95H123V94H121ZM121 95H119V96H121ZM166 95H167V94H166ZM177 95H178V94H177ZM190 95L192 96V94H190ZM204 95H205V94H204ZM235 95H236V94H235ZM240 95H242V94H240ZM240 95H239V96H240ZM31 96H30V97H31ZM69 96H70V95H69ZM69 96H68V97H69ZM157 96H159V94H158ZM157 96H156V97H157ZM191 96H190V97H191ZM198 96H199V95H198ZM202 96H203V95H202ZM211 96H212V95H211ZM237 96H238V95H237ZM243 96H244V95H243ZM65 97H66V95H65ZM65 97H64V98H65ZM88 97H89V96H88ZM148 97H149V96H148ZM150 97H151V96H150ZM156 97H155V98H156ZM162 97H164V96L161 95V99H163ZM181 97H182V96H181ZM184 97H185V96H184ZM203 97H204V96H203ZM206 97H207V95H206ZM206 97H204V98H206ZM208 97H209V95H208ZM224 97H225V96H224ZM231 97H232V96H231ZM241 97H242V96H240V98H241ZM119 98H120V97H119ZM153 98H154V97H153ZM153 98H152V100H153ZM157 98H158V97H157ZM157 98H156V99H157ZM167 98H169V96H168ZM182 98H183V97H182ZM192 98H193V97H192ZM194 98H195V97H194ZM211 98H214V97H211ZM211 98H209V100H210ZM216 98H217V97H216ZM218 98H219V96H218ZM221 98H220V100H221ZM234 98H235V97H234ZM38 99H39V98H38ZM159 99H160V98H159ZM206 99H207V98H206ZM214 99H215V98H214ZM222 99H223V98H222ZM230 99H231V98H230ZM232 99H233V98H232ZM238 99H239V97H238ZM14 100H15V99H14ZM30 100L32 101V99H30ZM79 100H80V99H79ZM79 100H78V102H79ZM82 100H84V99H82ZM82 100H81V102H82ZM164 100H165V99H163L162 102L164 103V105H167V103L165 104ZM168 100H169V99H168ZM168 100H167V101H168ZM224 100H225V99H224ZM224 100H223V101H224ZM226 100H227V99H226ZM226 100H225V101H226ZM234 100H235V99H234ZM241 100H242V99H241ZM87 101H89V100H87ZM154 101H155V100H154ZM154 101H152V104H153ZM159 101H160V100H159ZM167 101H166V102H167ZM201 101H203V100L201 99ZM201 101H200V102H201ZM210 101H211V100H210ZM64 102H65V101H64ZM78 102H77V104H78ZM106 102H107V101H106ZM150 102H151V101H150ZM150 102H149V103H150ZM157 102H158V101H156V103H157ZM162 102H161L160 104H158V106L161 105V104H163ZM184 102H185V101H184ZM184 102H182L183 105L185 104ZM211 102H212V101H211ZM213 102H214V101H213ZM237 102H238V101H237ZM33 103H34V102H33ZM83 103H84V101H83ZM85 103H86V102H85ZM158 103H159V102H158ZM204 103H205V102H204ZM216 103H218V102H216ZM28 104H31V103H28ZM66 104H67V103H66ZM107 104H108V102H107ZM130 104H131V106H130ZM132 104H133V105H132ZM152 104H151V105H152ZM234 104H235V101L233 102V105H234ZM241 104H242V102H241ZM24 105H25V104H24ZM26 105H27V104H26ZM80 105L82 106V104H80ZM148 105H150V104H148ZM156 105H157V104H154V107H155ZM206 105H208V104H206ZM233 105H232V106H233ZM238 105H239V103H238ZM238 105H237V107L239 108ZM63 106H64V105H63ZM81 106H79V107H81ZM83 106H84V104H83ZM110 106H112V105L110 104ZM113 106H114V105H113ZM113 106H112V107H113ZM115 106H116V105H115ZM162 106H163V105H162ZM169 106H170V104H169ZM185 106H186V104H185ZM188 106H189V105H188ZM235 106H236V105H235ZM28 107H29V105H28ZM59 107H60V106H59ZM77 107H78V105H77ZM116 107H117V106H116ZM149 107H150V106H148V109L150 110ZM156 107H157V106H156ZM186 107H187V106H186ZM241 107H242V106H241ZM47 108H49V106H48ZM63 108H64V107H63ZM107 108H108V107H107ZM132 108H131V110L134 112V110H133ZM152 108H153V106H152ZM152 108H151V109H152ZM161 108H162V107H161ZM167 108H169V107L167 106ZM167 108H165V109H167ZM170 108H171V107H170ZM187 108H190V106L187 107ZM220 108H222V107L220 106ZM111 109H112V108H111ZM155 109H156V108H155ZM157 109H158V107H157ZM157 109H156V110H157ZM159 109H160V106H159ZM162 109H164V107H163ZM162 109H161V112H162ZM165 109H164V111H165ZM222 109H223V108H222ZM233 109H234V107H233ZM239 109H240V108H239ZM115 110H116L115 113L118 115V113H117V112H119V111H117L118 109H115ZM149 110H147V111H149ZM152 110H153V109H152ZM156 110H155V111H156ZM174 110H175V109H174ZM176 110H177V109H176ZM189 110H191V109H188V111H189ZM202 110H203V109H202ZM218 110H219V109H218ZM227 110H228V109H227ZM22 111H23V110H22ZM30 111H31V110H30ZM39 111H40L39 113H41V110H39ZM104 111H106V109H104ZM120 111H121V112H124L123 110H120ZM144 111H145V110H144ZM147 111H146V114H147ZM157 111H158V110H157ZM159 111H160V110H159ZM167 111H168V109H167ZM169 111H170V109H169ZM169 111H168V112H169ZM171 111H172V109H171ZM178 111H179V110H178ZM188 111H187V112L185 111V112L188 113ZM228 111H229V110H228ZM230 111H231V110H230ZM244 111H245V110H244ZM13 112H14V111H13ZM168 112H167V113H168ZM210 112H211V110H210ZM224 112H225V111H224ZM240 112H241V111H240ZM242 112H243V110H242ZM110 113H112V112H110ZM115 113H113V115H116ZM124 113H125V112H124ZM144 113H145V112H144ZM164 113H165V112H163V114H162L163 116H164ZM190 113H191V112H190ZM238 113H239V112H238ZM243 113H245V112H243ZM27 114H29V113H27ZM30 114H31V113H30ZM41 114H42V113H41ZM74 114H75V113H74ZM108 114H109V113H108ZM119 114H120V112H119ZM125 114H126V113H125ZM153 114H154V113H153ZM159 114H160V112H159ZM169 114H170V112H169ZM173 114H175V113L173 112ZM43 115H44V114H43ZM111 115H112V114H111ZM121 115H123V114L121 113ZM126 115H127V114H126ZM144 115H145V114H144ZM162 115H161V116H162ZM171 115H172V114H171ZM171 115H170V116H169V115H165V116H169V117H171ZM176 115H177V118H179V117H178V114H176ZM191 115H192V113H191ZM217 115H219V114L217 113ZM228 115H229V114H228ZM31 116H32V114H31ZM105 116H106V115H105ZM165 116H164L165 121H167V120L169 121L170 118L166 120L167 117H165ZM244 116H245V115H244ZM251 116H252V115H251ZM110 117H111V116H110ZM110 117H109V118H110ZM114 117H115V116H114ZM150 117H151V116H149V113H148V114L146 115L145 120H144L143 122L140 121V122H142L143 125L145 126V127H144L145 131H149V133H153V132L155 133V131L158 132V130L160 131V130H161L160 128H162V127H160V128H159V126H158V128L155 127V125H156L158 122H157V123H155V121L153 122L152 120H150ZM156 117H157V116H156ZM172 117H173V116H172ZM172 117H171V118H172ZM34 118H35V117H34ZM104 118H105V117H104ZM106 118H107V117H106ZM109 118H108V119H109ZM116 118H117V116H116ZM116 118H115V119H116ZM142 118H143V117H142ZM214 118H215V116H214ZM225 118H226V117H225ZM241 118H242V117H241ZM248 118H249V117H248ZM99 119H100V118H99ZM110 119H111V118H110ZM121 119H122V118H121ZM151 119H152V118H151ZM155 119H156V121H157L158 117L155 118ZM161 119H162V117H161ZM244 119H245V118H244ZM118 120H119V115H118ZM118 120H117V121H118ZM123 120H124V118H123ZM123 120H122V121H123ZM140 120H141V119H140ZM171 120H172V119H170V121H171ZM174 120H176V118H175ZM178 120H179V119H177V121H178ZM211 120H212V119H211ZM102 121H103V120H102ZM104 121L106 122L107 120H104ZM109 121H110V120H109ZM213 121H214V119H213ZM242 121H243V120H242ZM100 122H101V121H100ZM105 122H104V123H105ZM114 122H115V120H114ZM161 122H162V121H161ZM161 122H159V123L161 124ZM210 122H211V121H209V123H210ZM162 123H163V125L166 124V123H164V122H162ZM169 123H170V122H169ZM173 123H174V122H173ZM177 123H178V122H177ZM177 123H176V121H175V126L178 125ZM202 123H203V122H202ZM213 123H214V122H213ZM120 124H121V123H120ZM122 124H124V123H122ZM167 124H168V123H167ZM170 124H171V123H170ZM225 124H226V123H225ZM7 125H8V123L6 124V126H7ZM100 125H101V123H100ZM117 125H118V124H117ZM168 125H169V124H168ZM168 125H167V128H168ZM203 125H204V124H203ZM141 126H142V125H141ZM171 126L173 127L174 124H173V125H170V127H171ZM199 126H200V125H199ZM106 127H107V124H106ZM112 127H113V125L111 126V128H112ZM117 127H118V126H117ZM125 127H126V125H125V126L122 125L123 130H124ZM165 127H166V126H165ZM165 127H164V128H165ZM187 127H188V130H191V129H189V126H187ZM212 127H214V126L212 125ZM240 127H241V126H240ZM103 128H104V127H103ZM199 128H200V127H199ZM201 128H202V127H201ZM208 128H209V127H208ZM217 128H218V127H217ZM222 128H223V127H222ZM104 129H105V128H104ZM107 129H108V128H107ZM107 129H106V131H107V132H108V131L110 132V129H109V130H107ZM203 129H205L204 126H203ZM210 129H211V127H210ZM228 129H229V128H228ZM125 130H127V129H125ZM162 130H163V128H162ZM186 130H187V128H186ZM195 130H196V129H195ZM211 130H212V129H211ZM216 130H217V129H216ZM222 130H223V129H222ZM100 131H101V130H100ZM106 131H105V133H106ZM119 131H120V130H119ZM127 131H128V135H129V137H130V134H131L132 132H130L129 129H128ZM127 131H125V133H126ZM131 131H132V128H131ZM182 131H183V130H182ZM200 131H201V129H200ZM200 131H198V132H200ZM203 131H204V130H203ZM203 131H202V132H203ZM213 131H214V130H213ZM213 131H212V132H213ZM220 131H221V130H220ZM224 131H227V130H224ZM224 131H223V132H224ZM109 132H108V133H109ZM134 132H135V131H133V133H134ZM140 132H141L140 134L143 133V131H141V130H140ZM189 132H190V131H189ZM189 132L187 131V133H186V132L183 131V133H186V134H188ZM207 132H208V131H207ZM214 132H215V131H214ZM81 133H82V132H81ZM117 133H118V132H117ZM122 133H123V131H122ZM125 133H123V134H125ZM129 133H130V134H129ZM133 133H132V134H133ZM138 133H139V132H138ZM144 133H145V132H144ZM144 133H143V134H144ZM164 133H165V132H164ZM183 133H182V134H183ZM192 133H193V132H192ZM192 133H191V134H192ZM194 133H196V132H194ZM220 133H221V132H220ZM220 133H219V134H220ZM235 133H236V132H235ZM110 134H111V132H110ZM135 134H137V133H135ZM140 134H139V135H140ZM146 134H147V133H146ZM155 134H157V133H155ZM200 134H201V133H200ZM208 134H209V133H208ZM208 134H207V135H208ZM210 134H211V133H210ZM210 134H209V135H210ZM215 134H216V133H215ZM221 134H222V133H221ZM223 134H225V133H223ZM68 135H69V134H68ZM80 135H81V134H80ZM116 135H119V134H116ZM126 135H127V134H126ZM193 135H194V134H193ZM193 135L191 136V135L189 134L190 140H191V137H192V138L194 137ZM195 135H196L197 137H199V138L202 137V136L200 137L199 135H197V133H196ZM207 135H206V136H207ZM209 135H208V136H209ZM111 136H112V135H111ZM133 136H134V135H133ZM133 136H132V137H133ZM137 136H138V135H137ZM144 136H145V135H144ZM155 136L158 137V135H155ZM162 136H163V135H162ZM162 136H161V133H160V137H162ZM183 136H184V135H183ZM196 136H195V137H196ZM203 136H204V135H203ZM208 136L205 138L206 140H207V138L210 137V136H209V137H208ZM213 136H214V134H213ZM213 136H212L211 138H209L211 141H212V138H214ZM225 136H226V135H225ZM234 136H235V135H234ZM81 137H82V136H81ZM112 137H113V136H112ZM125 137H126V136H125ZM125 137H124V139L122 138L123 140H125L124 143H126V139H125ZM145 137H146V136H145ZM150 137H153V138H154V136H151V134H150ZM172 137H173V136H172ZM185 137H186V135H185ZM218 137H219V136H218ZM222 137H223V139H225L224 136H222ZM240 137H242V136H240ZM75 138H76V137H75ZM108 138H109V137H108ZM114 138H115V139H114V140L112 139V140H113V141H116V136H115ZM120 138H121V137H120ZM126 138H128V137H126ZM139 138H142V137H138V139H139ZM148 138H149V137H148ZM162 138H163V137H162ZM175 138H178V137L175 136V137H174V141H175ZM181 138H182V137H181ZM181 138H180V139H181ZM186 138H187V137H186ZM215 138H217V137L215 136ZM227 138L230 139L229 137H226V139H225L226 141H228ZM231 138H232V136H231ZM78 139H79V138H78ZM130 139H131V138H130ZM138 139H137V140H138ZM144 139H145V138H144ZM187 139H188V138H187ZM195 139H196V138H194V140H195ZM203 139H204V137H203ZM218 139H219V138H218ZM110 140H111V139H110ZM118 140H119V139H118ZM127 140H128V139H127ZM131 140H132V139H131ZM196 140H197V139H196ZM198 140H200V144H201V140H202V139H198ZM216 140H217V139H216ZM216 140H214V142H215ZM120 141H121V140H120ZM139 141H141V139H140ZM146 141H147V140L145 139L144 142H146ZM177 141H178V140H177ZM186 141H187V140H186ZM186 141H185V142H186ZM202 141H203V140H202ZM207 141H208V140H207ZM110 142H111V141H110ZM118 142H119V141H118ZM121 142H122V145H125V144H123V141H121ZM121 142H120V143H121ZM128 142H130V141H128ZM128 142H127V143H128ZM135 142H136V140H135ZM135 142H134V143H135ZM137 142H138V141H137ZM141 142H143V140H142ZM141 142H140V143H141ZM179 142H180V140H179ZM188 142H189V140H188ZM188 142H187V143H188ZM194 142L196 143V141H194ZM204 142H205V141H204ZM208 142H209V141H208ZM208 142H207V143H208ZM214 142H213V143H214ZM134 143H133V141H132V144H134ZM138 143H139V142H138ZM140 143H139V145H140ZM157 143H158V142H157ZM181 143H182V141H181ZM183 143H184V139H183ZM183 143H182V147L184 146ZM187 143H186L185 146H188ZM191 143H192V142H191ZM191 143H190V145H191ZM195 143H194V144H195ZM197 143H198V141H197ZM205 143H206V142H205ZM213 143L210 142V144H213ZM220 143H221L220 141H219V143H217V144L215 143V145L217 146V149H218V150H219L218 146L221 147L220 145H218V144H220ZM229 143H230V142H229ZM142 144H143V143H141V145H142ZM175 144H177V143H175ZM178 144H179V143H178ZM178 144H177V145H178ZM184 144H185V143H184ZM194 144H192V145H194ZM198 144H199V143H198ZM198 144H197V145H198ZM200 144L198 145L199 147H200ZM202 144H203V142H202ZM202 144H201V145H202ZM221 144H222V143H221ZM134 145H135V144H134ZM190 145H189V148L191 149V151H193V150H192V147H193V146L190 147ZM197 145H196V147H197ZM206 145H208V144H206ZM222 145H223V144H222ZM224 145H225V144H224ZM228 145H229V144H228ZM236 145H237V144H236ZM126 146H127V145H126ZM135 146H138V145L136 144ZM135 146H134L133 148H135ZM174 146H175V145H174ZM178 146H181V145H178ZM209 146H210V145H209ZM225 146H226V145H225ZM124 147H125V146H124ZM138 147H139V146H138ZM196 147L193 148V149H196V150H197V151L194 150V152H198V153H200V152L198 151V150H200V149H199V148H196ZM210 147H212V145H211ZM213 147H214V145H213ZM125 148H126V147H125ZM152 148H153V146H152ZM174 148H175V147H174ZM204 148H205V147H204ZM207 148H208V147H207ZM214 148L216 149V147H214ZM214 148H211L210 150L213 151ZM229 148H230V147H229ZM252 148H253V147H252ZM84 149H85V148H84ZM126 149H127V148H126ZM136 149H137V148H136ZM140 149H141V147H140ZM153 149H154V148H153ZM153 149H152V150H153ZM164 149H165V148H164ZM172 149H173V148H172ZM181 149H182V148H181ZM185 149H186V151H187L188 148L186 147ZM185 149H183L184 152H185ZM201 149H202V147H201ZM205 149H206V148H205ZM208 149H209V148H208ZM220 149H221V148H220ZM225 149H226V148H225ZM234 149H235V148H234ZM244 149H245V148H244ZM85 150H86V149H85ZM137 150H138V149H137ZM137 150H136V151H137ZM154 150H155V149H154ZM165 150H166V149H165ZM174 150H175V149H174ZM174 150H173V151H174ZM178 150H180V149H178ZM188 150H189V149H188ZM210 150H209V151H210ZM218 150H215V151L218 152ZM222 150H224V148L221 149V150H219V152L221 153ZM155 151H156V150H155ZM168 151H169V150H168ZM191 151H190V150L188 151V155H191V153H192ZM201 151H202V150H201ZM203 151H204V150H203ZM203 151H202V152H203ZM86 152H87V151H86ZM132 152H133V151H132ZM134 152H135V149H134ZM169 152H170V151H169ZM194 152H193V153H194ZM217 152H216V153H217ZM240 152H241V151H240ZM242 152H243V150H242ZM82 153H83V151H82L80 154H82ZM172 153H173V152H172ZM189 153H190V154H189ZM207 153L211 155L212 152L209 153V152L207 151ZM220 153H219V154H220ZM224 153H226V152H224ZM224 153H222V154H224ZM227 153H228V152H227ZM230 153H231V152H230ZM232 153H233V152H232ZM170 154H171V153H170ZM186 154H187V153H186ZM195 154H197V153H194V155H195ZM202 154H203V153H202ZM202 154H201V155H202ZM204 154L206 155V152H205ZM228 154H229V153H228ZM228 154H227V155H228ZM116 155H117V154H116ZM174 155H175V153H174ZM176 155H177V154H176ZM213 155H214V154H213ZM213 155H212V157H213ZM216 155H217V154H216ZM216 155H214L213 158H215ZM224 155H225V154H224ZM231 155H232V154H231ZM156 156H157V155H155L156 160H159V159H157V158H160V157H161V156H160V157H159V156L156 157ZM177 156H178V155H177ZM199 156H200V155H199ZM199 156H198V157H199ZM219 156H220V155H219ZM219 156H218V157H219ZM221 156H223V155H221ZM229 156H230V155H229ZM232 156H234V154H233ZM235 156H236V155H235ZM238 156H239V155H237V157H238ZM240 156H242V155H240ZM240 156H239V157H240ZM118 157H119V155H118ZM171 157H172V156H171ZM206 157H207V155H206ZM206 157L203 156V158H206ZM212 157H211V158H212ZM216 157H217V156H216ZM224 157H226V156H224ZM224 157H222L223 159H221V158H220V159H221V160H224ZM227 157H228V156H227ZM237 157H236V158H237ZM120 158H121V157H120ZM155 158L152 157L151 159L154 160ZM161 158H162V157H161ZM177 158H178V157H177ZM177 158H176V159H177ZM208 158H209V155H208ZM213 158H212V159H213ZM232 158H233V157H232ZM236 158H235V159H236ZM241 158H242V157H241ZM151 159H150V160H151ZM196 159L198 160V158H196ZM206 159H207V158H206ZM212 159H211V160H212ZM216 159H218V158H215V163H216V161H217ZM153 160H152V162H153ZM156 160H155V161H156ZM180 160H181V159H180ZM180 160H179V161H180ZM202 160H203V159H202ZM204 160H205V159H204ZM211 160H210V161H211ZM221 160H220V161H221ZM225 160H226V158H225ZM230 160H231V159H230ZM233 160H234V159H233ZM205 161H206V160H205ZM210 161H209V162H210ZM227 161H228V159H227ZM235 161H237V160H235ZM235 161H234V163H237V162H235ZM242 161H243V160H242ZM161 162H163V160H162ZM207 162H208V159H207ZM213 162H214V160H213ZM218 162H219V161H218ZM229 162H230V161H228V164H229V165L227 164V165H228L227 167H228V168H229V167L231 168ZM238 162H239V161H238ZM244 162H245V161H244ZM244 162H243V163H244ZM156 163H157V162H155V164H156ZM202 163H203V162H202ZM215 163H213V164H215ZM169 164H170V163H169ZM207 164H208V163H207ZM218 164H219V163H218ZM218 164H216V165H218ZM223 164H224V163H223ZM223 164H219V165L223 166ZM239 164H240V163H239ZM171 165H172V164H171ZM171 165H170L169 167H171ZM203 165H204V164H203ZM205 165H206V164H205ZM209 165L212 166V161H211V164H208V166H209ZM224 165H225V164H224ZM231 165H232V160H231ZM235 165H236V164H235ZM242 165H243L242 162H241L239 168H238V165H237V169H238V170H241V172H242V171H245V170H244V167L241 168ZM163 166H164V167H163L164 170H165L166 168L168 169L167 166H165V165H163ZM208 166H206V167H208ZM233 166H234V165H233ZM243 166H245V164H244ZM172 167H173V166H172ZM206 167H205V168H206ZM209 167H210V166H209ZM218 167H219V166H218ZM225 167H226V165H225ZM225 167L223 166L222 168H223V171H224V169H225L224 172H226V173H227L226 170H228V173H229V171L233 169V168H232V169L229 170V169H226L227 167H226V168H225ZM118 168H119V166H118ZM120 168H121V167H120ZM212 168H213V167H212ZM214 168H215V167H214ZM214 168H213V169H214ZM234 168H235V166H234ZM170 169H171V168H170ZM172 169H173V168H172ZM172 169H171V171H172ZM206 169H207V168H206ZM237 169L235 168L234 171H236ZM242 169H243V170H242ZM173 170H174V169H173ZM207 170H208V169H207ZM238 170H237V171H238ZM167 171H169V170H167ZM234 171L232 170L231 172H233V174H237V173L240 172V171H239V172H237V173H234ZM163 172H165V171H163ZM169 172H170V171H169ZM172 172H173V174L176 175V171H172ZM241 172H240L239 175H241V174L243 175L244 172H242V173H241ZM167 173H168V172H167ZM245 173H246V171H245ZM167 175H168V174H165L166 179L169 178V176H167ZM169 175H170V173H169ZM171 175H172V173H171ZM171 175H170V176H171ZM178 175H179V171H178ZM161 176H162V175H161ZM163 176H164V173H163ZM163 176H162V177H163ZM176 176H177V175H176ZM236 176H238V175H236ZM173 177H175V176H173ZM163 178H164V177H163ZM163 178H162V180L165 179V178H164V179H163ZM171 178H172V177H171ZM169 179H170V178H169ZM172 179H173V178H172ZM174 179H175V178H174ZM167 180H168V179H167ZM178 180H179V179H178V176H177V181H178ZM174 181H176V180H174ZM174 181H172V180L170 181V180H169V182H171V183L173 182L172 185L176 184V183H174ZM177 181H176V182H177ZM165 182H167V185H168V184L171 185V183H168V181H165ZM162 183H164V182L162 181ZM177 183H178V182H177ZM179 183H180V182H179ZM240 183H241V182H240ZM165 185H166V184H165ZM167 185H166V187H167ZM170 185H168V186H170ZM172 185H171V187H172ZM177 185H178V184H177ZM238 185H239V184H238ZM179 186H180V184H179ZM166 187H164V189H166ZM176 187H177V188H176ZM180 187H182V188H181V195H183V193H184V196H179V195H178V196H179L180 198H184V199H185V198H188V196L185 197L186 188H183L184 186H180ZM239 187H240V185H239ZM168 188H170V187H168ZM168 188H167V189H168ZM174 188H175V190L179 189L178 186H176V185H175V187H172V188H170V189H174ZM233 188H234V187H233ZM167 189H166V190H167ZM182 189H183V191H184L183 193H182ZM230 189H231V188H230ZM168 190H169V189H168ZM170 191H171V190H170ZM179 191H180V190H179ZM179 191H178V192H179ZM210 191H211V190H210ZM166 192H167V191H166ZM176 192H177V191H175L173 194L177 197ZM215 192H216V191H215ZM168 193H169V192H168ZM171 193H172V191H171ZM179 193H180V192H179ZM188 193H189V192H188ZM216 194H217V193H216ZM216 194H215V195H216ZM234 194H235V192H234ZM186 195H187V194H186ZM188 195H189V194H188ZM190 196H191V195H190ZM176 197H175V198H176ZM214 198H215V197H214ZM220 198H221V197H220ZM189 199H191V197H190ZM189 199H187V201H188ZM192 199H193V200H191V202H192V203L195 202V200H194L195 198H194L193 196H192ZM240 199H242V198H240ZM215 200H216V199H215ZM218 200H219V199H218ZM228 200H229V199H228ZM185 201H186V200H185ZM188 202H190V201H188ZM232 202H233V201H232ZM200 204H201V203H200ZM211 204H212V203H211ZM214 204H215V203H214ZM209 208H210V207H209ZM224 208H225V207H224ZM233 208H234V207H233ZM227 212H228V211H227ZM0 215H1V214H0ZM1 216H2V215H1ZM1 219H3V218H1ZM1 219H0V220H1ZM1 221H2V220H1ZM8 224H9V223H8ZM3 225H4V224H2V222H1V223H0V263H1V264H10V263H12L13 261L11 262V261H10L11 259L8 260V258H9L11 255H12V257H13V253H14V251H15L14 248H16V246L19 244L20 239H19V237L14 236V235H10V234L7 235V230L4 229ZM5 225H7V223H5ZM8 232H9V230H8ZM11 234H12V233H11ZM17 234H18V233H17ZM18 235H19V234H18ZM46 241H47V240H46ZM46 241H45V242H46ZM32 242H33V241H32ZM36 242H37V241H36ZM21 244H22V243H21ZM23 244H24V243H23ZM46 245H48V249H46V250H47V252L50 253L51 255L54 254V252H55L54 250H57L58 245H60V246H61L60 251L62 252L61 254H63V247L65 246V242H64V240H61V239H60V240H58V241L55 242V243H54V241H52V240H48V242H47ZM28 246H29V245H28ZM192 246H193V245H191V247H192ZM193 248H194V247H193ZM193 248H192V249H193ZM21 250H22V249H21ZM33 250H34V249H33ZM38 250H39V249H38ZM195 250H196V249H195ZM197 250H198V249H197ZM199 250H200V249H199ZM42 251H43V250H42ZM39 253H40V251H39ZM44 253H46V252H44ZM44 253H43V254H44ZM41 254H42V253H41ZM17 255H19V254H17ZM19 256H20V255H19ZM40 256H42V255H40ZM43 256H44V255H43ZM43 256H42V257H43ZM58 256H59V255H58ZM76 256H77V255H76ZM16 257H17V256H16ZM13 258H15V257H13ZM15 259H16V258H15ZM12 260H14V259H12ZM60 264H61V263H60Z\"/></svg>",
	"mask_w": 264,
	"mask_h": 264
}]
</instances>
